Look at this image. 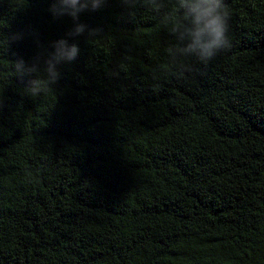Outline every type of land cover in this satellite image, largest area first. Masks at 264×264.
Wrapping results in <instances>:
<instances>
[{
  "label": "trees",
  "instance_id": "1",
  "mask_svg": "<svg viewBox=\"0 0 264 264\" xmlns=\"http://www.w3.org/2000/svg\"><path fill=\"white\" fill-rule=\"evenodd\" d=\"M56 2L0 0V264H264V0L207 62L181 0Z\"/></svg>",
  "mask_w": 264,
  "mask_h": 264
},
{
  "label": "clouds",
  "instance_id": "2",
  "mask_svg": "<svg viewBox=\"0 0 264 264\" xmlns=\"http://www.w3.org/2000/svg\"><path fill=\"white\" fill-rule=\"evenodd\" d=\"M104 0H57L50 11L54 16H71L73 20L78 21L79 15L85 11H97L102 7ZM126 3V0H123ZM182 7L188 9L184 14L192 27H185L184 34L190 39L186 49L182 51L196 55L200 60L207 62L211 60L220 50L230 47L228 40V20L229 14L225 5H221L217 0H181ZM86 26L77 24L75 29L71 31L69 36H79L85 32ZM98 30H92L95 33ZM55 52L51 54L50 59L46 61L47 67L44 70L48 74L47 80H32L31 87L28 89L33 95L41 91H47L48 88L56 82L59 73H56L52 79H49V73H54L56 64L62 61L71 62L75 60L79 54V47L76 44L69 46L67 39H60L54 46ZM24 64L23 60L15 64L19 69ZM39 68L36 64L28 68L27 73H37Z\"/></svg>",
  "mask_w": 264,
  "mask_h": 264
}]
</instances>
